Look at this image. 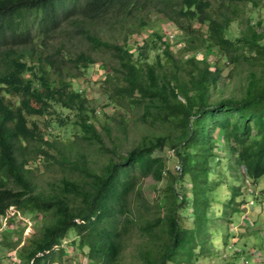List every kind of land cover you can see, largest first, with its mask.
<instances>
[{
	"label": "trees",
	"instance_id": "1",
	"mask_svg": "<svg viewBox=\"0 0 264 264\" xmlns=\"http://www.w3.org/2000/svg\"><path fill=\"white\" fill-rule=\"evenodd\" d=\"M159 1L0 0V215L5 218L9 213L31 211L48 216L39 235L18 250L22 264H66L64 241L70 228L75 232L70 245L84 252V264H116L130 225L144 237L139 256L146 264H182L185 254L187 260L203 251L209 254L213 252L208 230L215 200L211 193L226 181L231 161L235 164L231 175L236 180L249 177L255 182L264 174L261 22L249 24L248 33L232 38L225 34L238 12L237 6H231L232 0ZM143 7L160 12L181 31L184 44L179 56L158 29L136 44V52L130 49L127 38L146 26L144 19L123 34L122 42L99 36L98 25L113 18L117 22L121 11L126 15ZM64 26H70L91 45L110 50L115 64H105L104 80H117L110 100L121 107H141L142 120L166 131L143 136L114 158L116 151L105 145L88 116L87 96L69 78L75 75L67 69L69 64L64 57L59 60L54 52L42 50L41 45ZM150 49L156 50L153 61L147 60ZM211 52L234 64L242 60L259 64V72L250 73L241 96L209 99L210 87L221 74L218 59L208 57ZM66 59L83 69L95 61L86 51ZM62 61L68 71L62 68ZM6 94L16 95L17 102ZM55 105L75 110L80 138L113 155L99 169L78 157L73 163L79 175L61 178L56 190L44 193L35 189L23 153L24 142L33 141L35 151L48 155L42 143L52 146L56 138H44L34 121L28 124L27 115L44 113ZM103 126L108 132L109 125ZM164 145L175 153L177 172L168 173L165 158L154 154ZM52 157L66 158L60 151ZM145 176L167 178L162 212L152 216L139 209L145 200L137 181ZM184 182L188 186L178 188L177 183ZM243 184H233L230 200L244 193ZM187 204L192 210L188 226L181 224L178 211Z\"/></svg>",
	"mask_w": 264,
	"mask_h": 264
},
{
	"label": "rangeland",
	"instance_id": "2",
	"mask_svg": "<svg viewBox=\"0 0 264 264\" xmlns=\"http://www.w3.org/2000/svg\"><path fill=\"white\" fill-rule=\"evenodd\" d=\"M256 1V2H255ZM232 0L231 6H237L236 17L230 22L225 34L229 37L243 36L249 32V24L255 25L260 21L264 32V0ZM149 3H161L159 0H148ZM217 1H214L216 4ZM117 22L115 18L108 24L97 26L99 36L110 41L122 42L123 34L136 26L139 19L146 21V26L140 31L131 33L127 42L132 44L130 49L136 52V44L139 45L153 29H158L163 33V37L168 40L171 49L177 56L180 55L179 48L184 44L181 31L170 20L163 17L160 12L143 7L132 13H124ZM194 25H197L195 22ZM182 37V38H181ZM39 41V40H38ZM264 43V37L261 40ZM44 53L54 52L57 58H65L69 64V72L74 87L88 98V116L93 120L97 130L102 134V139L108 148H113L117 154L113 155L104 149L101 150L97 143H88L80 138L81 127L75 122L77 118L76 111L60 107L58 105L40 114L27 115L28 124L34 121L44 138L55 139L54 145L47 146L42 143L49 153L43 154L40 150H34L32 142L26 143L23 153L27 158V167L32 180L36 183V191L52 192L60 183L61 178H73L79 175L73 162L78 157L87 166L99 169L110 155L115 159L120 154H124L143 136H151L160 131H166L161 125H151L141 119V107H121L110 100V94L113 92V86L117 80L115 77L110 81H105L104 76L107 72L106 63H113L110 50L103 46H93L83 36L75 34L70 26H64L56 31L51 38H48L46 44L41 45ZM79 51L90 52L95 61L85 67L75 66L67 60L68 56H74ZM156 50L147 51V60L155 59ZM161 57L165 56L160 52ZM186 53L185 56H187ZM209 59L214 61L218 59L221 67V74L215 86L210 87V100L220 97L236 96L244 93L247 79L252 71L259 72L258 63L240 61L237 64L229 62L227 58L219 54L210 53ZM65 61L61 65L65 71ZM167 69L170 65H167ZM214 68V65H211ZM160 69V67H158ZM12 101L17 102L16 95L6 94ZM109 125V131L103 124ZM51 127V129H48ZM55 134V135H54ZM29 144V145H28ZM59 151L65 155V159L58 157L56 160L52 155H57ZM154 154L162 155L166 160V167L169 172H177L178 163L175 153L169 145H164L161 149H156ZM81 163V161H78ZM231 171L235 167L231 161ZM231 171H227V179L224 183L217 186L212 191V208L214 209L213 218L209 220V239L210 247L213 252L207 254L203 251L197 257L187 260L186 254L182 258V264H264V174L256 179L255 182L247 177V180H236ZM244 183L241 190L244 193L237 194L234 200H230L233 184ZM167 178L155 180L151 176L140 177L137 181V187L142 191L143 204L139 206L140 211L144 209L148 216L156 215L162 212L161 204L164 201L165 186ZM178 188L188 186V182L183 185L177 183ZM252 189V191H249ZM134 195H131V200ZM179 200V198H177ZM240 200H243L240 202ZM252 200V202H251ZM236 201V202H235ZM158 203V204H157ZM238 203L237 205H235ZM234 204V205H233ZM233 205V206H232ZM146 206V208H145ZM181 215L182 225H191L192 210L190 204L178 207ZM48 221L47 213L18 211L9 213L3 218L0 215V264H22V259L17 257L18 250L31 237L39 235L42 224ZM75 237L74 228H70L67 239L68 260L66 264H84L85 254L83 251L70 245V241ZM144 244V237L135 225H130L128 232L122 240V250L116 264H146L139 256V251ZM188 253V252H186ZM181 256V255H179ZM90 264L89 262H87ZM86 263V264H87ZM168 264H173L169 262Z\"/></svg>",
	"mask_w": 264,
	"mask_h": 264
},
{
	"label": "built area",
	"instance_id": "3",
	"mask_svg": "<svg viewBox=\"0 0 264 264\" xmlns=\"http://www.w3.org/2000/svg\"><path fill=\"white\" fill-rule=\"evenodd\" d=\"M176 168L179 169V165L178 164H176ZM248 190L252 191V189H249V188H248ZM251 202H252V200H251Z\"/></svg>",
	"mask_w": 264,
	"mask_h": 264
}]
</instances>
